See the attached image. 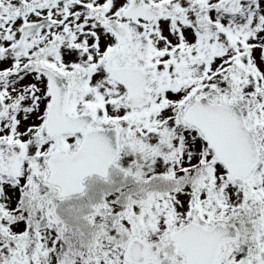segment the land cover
Returning a JSON list of instances; mask_svg holds the SVG:
<instances>
[{
    "label": "snow or ice",
    "instance_id": "snow-or-ice-1",
    "mask_svg": "<svg viewBox=\"0 0 264 264\" xmlns=\"http://www.w3.org/2000/svg\"><path fill=\"white\" fill-rule=\"evenodd\" d=\"M0 264H264V0H0Z\"/></svg>",
    "mask_w": 264,
    "mask_h": 264
}]
</instances>
